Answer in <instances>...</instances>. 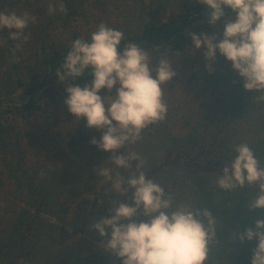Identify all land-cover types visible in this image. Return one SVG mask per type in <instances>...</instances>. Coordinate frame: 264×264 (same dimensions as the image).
I'll return each instance as SVG.
<instances>
[{"label": "trees", "instance_id": "trees-1", "mask_svg": "<svg viewBox=\"0 0 264 264\" xmlns=\"http://www.w3.org/2000/svg\"><path fill=\"white\" fill-rule=\"evenodd\" d=\"M50 2L53 0H0V11L31 15V4L48 11ZM63 3L65 12H60L57 5L47 19L29 26L38 42L30 61L16 56L18 42L9 38L8 29L0 30V190L9 181L24 197L15 208L5 210L12 215L1 228L0 264H122L120 258L107 253L104 237L91 227L94 219L110 216L108 208L119 195L95 172L100 165L114 167L109 159L112 153L90 142L93 137L99 139L102 132L87 128L86 119H80L79 125L67 131L66 145L55 153V162H49L41 156L33 142L38 135L29 127L38 115L48 126L53 122L61 127L54 116L65 104L67 86L76 82H60L57 69L64 63L71 42L90 38L105 20L109 27L124 33L121 46L140 44L153 64L161 57L168 58L177 72L173 81L188 75L189 83L198 79L203 83L194 94L188 92L186 99L178 98L179 102L168 106L164 120L149 125L139 140L121 148L118 154L138 153L148 178L159 182L174 202H192L218 218L219 242L213 245L212 254L220 264H251L258 241L241 243L237 237L235 242L233 232L255 228V221L264 219V209H249V194L255 195L254 187L225 192L216 179L222 167L235 157L236 145L247 143L264 163V92L246 90L244 78L223 55L213 62V72L206 67L209 61L197 64L193 60L196 50L191 33L216 34L223 39L224 18L210 24V10L199 0H123L114 18L118 0ZM92 79L89 75L79 82L83 86L91 84ZM209 86L220 107L206 122L199 113V96ZM100 94L108 95L107 89ZM185 107L197 119L191 123V117H185L188 130L174 132L169 122ZM136 163L132 162L131 169L119 171L128 176L135 171Z\"/></svg>", "mask_w": 264, "mask_h": 264}, {"label": "clouds", "instance_id": "clouds-1", "mask_svg": "<svg viewBox=\"0 0 264 264\" xmlns=\"http://www.w3.org/2000/svg\"><path fill=\"white\" fill-rule=\"evenodd\" d=\"M199 3L210 10V24L225 20L223 39L191 33L193 47L205 48L208 71H215L213 62L219 51L244 78L246 90L264 92V0ZM57 5L60 12L66 11L63 0H53L48 5L49 14L56 12ZM36 21L37 17L27 12L0 11V30H9V38L18 42L17 49L30 39L25 31ZM124 39L122 31L102 22L90 38L71 42L56 73L60 82H76L66 88L65 104L70 113L78 121L86 119L87 128L102 132L99 139L93 137L90 142L112 153L109 159L114 167L100 165L95 172L119 195L111 201L110 216L94 219L91 227L104 237L107 253L120 258L122 264H220L212 254L213 245L219 242L218 218L192 202H174L159 182L148 178L138 153L118 154L139 140L145 128L166 118L163 85L177 75L168 58L161 57L153 64L140 44L121 46ZM89 75L93 77L91 84L81 86L79 81ZM103 89L108 95L100 94ZM234 151L235 157L222 168L216 184L225 192L254 187L249 209H264V163L247 143L236 145ZM133 161L137 162L135 171L123 175L119 169H131ZM233 234L235 242L237 237L241 243L257 240L251 264H264V219L256 220L255 228H237Z\"/></svg>", "mask_w": 264, "mask_h": 264}, {"label": "rangeland", "instance_id": "rangeland-1", "mask_svg": "<svg viewBox=\"0 0 264 264\" xmlns=\"http://www.w3.org/2000/svg\"><path fill=\"white\" fill-rule=\"evenodd\" d=\"M123 0H118V8L115 9L114 13L112 14V18L117 16V14L120 11V6L122 5ZM29 6V11L31 15L37 17V22L42 21L44 19L48 18L49 12L47 10H42V8H35L32 6ZM112 8H114L112 6ZM114 21V19H111ZM107 20L104 22L106 23ZM39 23V22H38ZM224 31V28L222 29ZM62 33V32H61ZM25 35H29L30 39L25 42V46L17 49V52H15L16 56L20 57L21 60L30 61L31 58L34 56V50L36 46L38 45V42L36 40V36L33 30L26 29ZM216 35V34H211ZM218 36V35H217ZM219 38V36H218ZM196 50V49H195ZM205 48L201 47L200 49H197L194 52V62L199 64L201 60H206L204 56ZM221 60V54L219 51H217V59ZM207 61V60H206ZM189 74V73H188ZM172 82H174L175 86H172ZM201 80H196L192 83L188 82V75L179 81L175 82L173 79L169 81L167 84L163 85L167 92V99L166 102L168 106L172 107L176 104V102L181 99L187 98V93L191 92V94H194L199 88L202 86ZM216 93L212 86H209L204 93H202L199 96V107H200V114H203L206 118V122H208V119L211 117V114L216 111L220 107L219 103H215ZM178 101V102H179ZM21 104V103H19ZM190 116L191 117V123H195L197 119V115L191 111L190 108L185 107L183 108L178 115H176L170 122L169 126L170 128L177 133H185L188 130V124L185 120V117ZM55 120L61 123V127L57 128L58 126L56 123H51L50 126L47 125V122L45 121L43 116H35L33 117V121L29 125L30 130L38 135L35 141L36 146H38V149L42 152L41 156H44L46 161L49 162H55L56 155L61 148H63L66 144V141L68 137L66 136V133L69 129H72L73 127H76L79 125L80 120H76V117L74 114L70 113L68 106L66 104L59 107L57 110L55 116ZM208 125V124H207ZM29 141L28 145L30 147ZM222 167V166H220ZM223 168V167H222ZM3 170V166L0 161V171ZM5 177V174L2 175ZM7 178V177H6ZM8 181V179H7ZM17 188L8 181L7 185L3 187V190H0V210L2 215L0 216V235H1V228L4 227L8 219L11 217L12 213L7 212L5 210H11L15 208L18 204H20L24 197H21L19 194H17Z\"/></svg>", "mask_w": 264, "mask_h": 264}]
</instances>
